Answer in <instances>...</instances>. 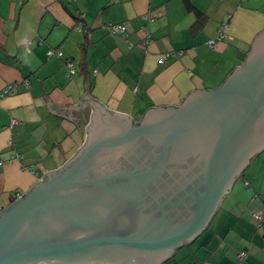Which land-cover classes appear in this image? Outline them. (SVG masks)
Returning a JSON list of instances; mask_svg holds the SVG:
<instances>
[{"label":"crops","instance_id":"0c3cea01","mask_svg":"<svg viewBox=\"0 0 264 264\" xmlns=\"http://www.w3.org/2000/svg\"><path fill=\"white\" fill-rule=\"evenodd\" d=\"M223 21L227 37L212 48L207 42ZM109 23L124 25L126 35ZM263 29L264 0H0V92L15 85L0 97V210L85 143L90 103L71 109L69 119V105L85 93L139 121L150 107L219 87ZM13 153L23 157L9 162ZM263 208L264 150L207 227L164 264H264L263 229L253 216Z\"/></svg>","mask_w":264,"mask_h":264},{"label":"water","instance_id":"95a60500","mask_svg":"<svg viewBox=\"0 0 264 264\" xmlns=\"http://www.w3.org/2000/svg\"><path fill=\"white\" fill-rule=\"evenodd\" d=\"M90 103L65 165L0 210V264H164L209 224L264 150V29L216 89L139 121Z\"/></svg>","mask_w":264,"mask_h":264},{"label":"built area","instance_id":"2783aa9c","mask_svg":"<svg viewBox=\"0 0 264 264\" xmlns=\"http://www.w3.org/2000/svg\"><path fill=\"white\" fill-rule=\"evenodd\" d=\"M146 18L148 20H153V18L151 16H146ZM228 26V22L227 21H223L221 23V25L219 26V29H218V34L210 39L207 44L212 47V48H216L219 41L223 38V37H227V34H226V27ZM108 28L109 30L113 33V34H119V35H126V32H125V26L122 25V24H116V23H109L108 24ZM148 42V39L142 41V45H146ZM184 53L183 50H179V51H168L166 53H164V55H162V57L160 58V63H165L166 60L170 59V58H173V57H176V56H180ZM49 55H56L58 57L62 56V51L57 49V50H54V49H51L49 51ZM67 65H68V68H69V76L73 75L74 72H75V65L73 62L71 61H67ZM14 84H10L8 85L7 87H5L1 92H0V97H3L7 94H12L13 93V89H14ZM17 122V119L13 118L12 119V123H16ZM13 141L10 140L9 141V144H12ZM23 156L19 153H13L9 159V162L12 161V160H18V159H21ZM3 163V162H2ZM21 195H17L14 197L13 200L17 199L18 197H20ZM253 216H254V219L256 220V224H257V227L258 228H262L263 229V234H264V208L263 210H260V211H255L253 213ZM246 256V252L245 251H242L239 253V257L240 259H243L245 258Z\"/></svg>","mask_w":264,"mask_h":264}]
</instances>
